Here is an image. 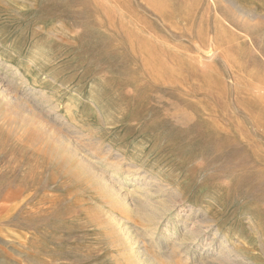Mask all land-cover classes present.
Returning <instances> with one entry per match:
<instances>
[{"label":"rangeland","instance_id":"rangeland-1","mask_svg":"<svg viewBox=\"0 0 264 264\" xmlns=\"http://www.w3.org/2000/svg\"><path fill=\"white\" fill-rule=\"evenodd\" d=\"M0 264H264V0H0Z\"/></svg>","mask_w":264,"mask_h":264},{"label":"bare ground","instance_id":"bare-ground-1","mask_svg":"<svg viewBox=\"0 0 264 264\" xmlns=\"http://www.w3.org/2000/svg\"><path fill=\"white\" fill-rule=\"evenodd\" d=\"M60 143H62V141L60 142ZM69 156H70V153H69ZM81 156V155H80ZM71 157H73V154H72V156H70V158ZM83 157V156H82ZM85 162V161H84ZM83 162V163H84ZM80 166V165H79ZM81 166H82V164H81ZM84 167V166H83ZM85 169V168H84ZM93 169V168H92ZM85 171V170H84ZM90 173H91V169H90ZM94 174V173H93ZM98 175V174H97ZM103 176V175H102ZM99 179H100V176H99ZM97 180V179H96ZM108 181V180H107ZM106 181V182H107ZM101 182V181H100ZM98 184V183H97ZM103 184H104V181H103ZM108 185V184H107ZM103 189V188H102ZM106 189V188H105ZM115 190V189H114ZM109 191V190H108ZM111 191H112V189H111ZM119 196V195H118ZM119 199V198H118ZM115 201V200H114ZM116 202V201H115ZM117 203V202H116ZM200 226V225H199ZM186 227V226H185ZM122 228V227H121ZM173 228V227H172ZM191 229H193V228H191ZM120 230H122V229H120ZM195 230V229H194ZM194 230H193V232H194ZM124 232V231H123ZM198 234V233H197ZM188 235V234H187ZM200 235V234H199ZM199 238V237H198ZM219 245V244H218ZM222 247V246H221ZM222 255V254H221ZM224 258V257H223ZM231 258V257H230ZM221 260V259H220ZM233 262V261H232Z\"/></svg>","mask_w":264,"mask_h":264}]
</instances>
